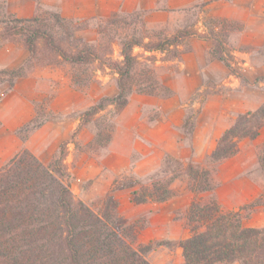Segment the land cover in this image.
Returning <instances> with one entry per match:
<instances>
[{"label": "rangeland", "instance_id": "rangeland-1", "mask_svg": "<svg viewBox=\"0 0 264 264\" xmlns=\"http://www.w3.org/2000/svg\"><path fill=\"white\" fill-rule=\"evenodd\" d=\"M261 2L264 7V0ZM55 11L59 12L44 6H39L38 9V12L43 13ZM260 15L264 17L263 13ZM202 20L207 31L201 33L215 30L221 36L233 55L242 78L230 71L225 79L208 83L196 91L189 103L182 128H179L178 133L166 134L162 140L170 150L155 151L156 147L160 148L157 135L147 133L141 128V124L159 116L160 111L155 106L159 98H167L175 93L158 80V71L162 70L163 65L156 63L157 60L174 58L165 59L166 52L160 51L163 54L156 55L137 46L134 52L139 59L133 71L134 88L126 105H110L83 126H80L81 115L86 109L104 96L117 94V73L113 70L107 68L101 71L95 65L73 66L69 63L46 65L39 59H33L28 63L29 74L19 78L11 89H8V82H4L0 99V153L8 144L14 143L15 139L20 141V146L9 160L0 163V167L8 164L23 149L30 150L49 165L60 156L61 146L64 145V163L68 171L65 180L70 184L76 199L82 200L98 215L107 213L125 239L133 248L143 251L151 264H184L180 243L185 236L192 234L188 209L195 200H215L224 211H239L246 226L254 224V227H264V170L260 165L264 125L256 138L241 140L240 149L235 155L216 163L210 160V154L218 140L237 117L256 110L264 103V44L254 45L261 43L262 38L253 36L243 39L235 36L236 32L244 28V22L207 16ZM218 20H223L225 25L213 22ZM71 21L73 24L86 23L85 28L76 31V36L103 48L115 60L122 59L121 42L126 38L172 34L166 30L147 28L141 12L116 13L95 25V29L93 27L86 34L88 38L83 36L82 30L90 28L89 23ZM48 24L55 27V21L50 18ZM6 44L17 50H24L11 41L5 42L0 48ZM11 54L12 50H8L2 60L5 57L8 59ZM28 57L22 64L26 63ZM229 75L231 76L228 77ZM149 83L155 87L154 92L138 90V85ZM66 89L81 97L77 100L73 98V102L66 107L59 106L60 111L54 110L52 103H56V98ZM71 95L73 94L62 95L58 103L62 104L63 100L74 97ZM209 98L219 102L223 111L220 113L225 117L232 114L233 122L219 136L209 134L202 138L199 135L198 145L194 132L196 120ZM238 99H244L245 103L241 107H235ZM17 106L25 108L23 111L27 113L33 112V117L37 115V120L44 122L27 137L23 136L19 128L33 117L25 121L29 115H22L17 119ZM211 107L214 111L218 106L212 102ZM11 122L20 126L10 129L8 124ZM45 124L47 126L44 127ZM73 124L76 126L72 129ZM152 162L155 165L150 168ZM188 163L199 164L210 170L213 188L193 192L189 177L183 172L170 183L173 197L162 202L147 200L136 203L132 200L134 190L152 186L155 181L166 182L173 177L174 171L185 168ZM232 206L239 207L231 209ZM170 211L175 216V224L164 222L161 217ZM154 220L157 222L154 223Z\"/></svg>", "mask_w": 264, "mask_h": 264}, {"label": "trees", "instance_id": "trees-1", "mask_svg": "<svg viewBox=\"0 0 264 264\" xmlns=\"http://www.w3.org/2000/svg\"><path fill=\"white\" fill-rule=\"evenodd\" d=\"M49 18L55 21V27L48 24ZM213 22L224 24L223 20ZM86 26V23L73 24L57 11L19 18L7 9L4 1L0 2V47L11 41L29 52L25 64L0 68V99L2 84L8 82V89H11L19 78L29 74L28 63L33 59L46 65H95L101 71L109 68L117 73L118 92L100 98L86 109L81 115L80 126H83L110 105H126L134 88L133 71L139 59L135 47H142L146 52H166L165 59L180 58V47L196 34L210 39L211 56L224 62L232 74L242 78L233 55L215 30L201 33L194 28H183L172 34L131 36L122 40V59L115 60L103 48L76 36V31ZM138 87L142 92L155 90L151 83ZM43 123L35 115L19 131L27 137ZM263 125L264 103L237 117L218 140L210 160L216 163L235 155L241 140L256 138ZM64 160V145L60 156L49 165L30 150L23 149L0 167V264H151L143 251L133 248L125 239L107 213L98 215L82 200L76 199L65 180L68 171ZM260 165L264 170V147ZM183 172L188 175L193 192L213 188L210 170L188 163L185 168L174 171L173 177L166 182L155 181L152 186L134 190L132 200L136 203L162 202L173 197L170 183ZM188 219L192 234L180 243L184 264L236 261L264 264V227L246 226L239 211H224L215 200H195L188 209Z\"/></svg>", "mask_w": 264, "mask_h": 264}, {"label": "crops", "instance_id": "crops-1", "mask_svg": "<svg viewBox=\"0 0 264 264\" xmlns=\"http://www.w3.org/2000/svg\"><path fill=\"white\" fill-rule=\"evenodd\" d=\"M6 2L7 9L19 18H31L38 12L39 6L56 9L61 16L77 22L87 21L90 28L83 31V36L87 37V33L98 25L104 19H108L116 13H136L141 12L144 15L146 27L149 29L166 30L173 33L177 29L185 27H193L200 32L207 31V26L203 23L204 17L210 18H227L233 21L244 22L245 26L242 30L236 32L235 36L241 38H262L261 43H255V46L264 44V7L261 0H3ZM88 41L90 39H87ZM250 42V41H249ZM8 50H12L8 59L2 60V56L7 54ZM181 56L172 60H157V64H162V70L158 71V80L166 86L172 88L175 92L172 96L157 98L156 108L160 114L155 119L146 121L141 124V128L147 133L156 134L160 148L152 146L156 150H170L166 147L162 140L165 135L170 133H178L188 114V106L192 101V97L196 91L202 89L208 83L219 82L225 79L230 70L224 62L211 56L212 42L210 39L199 35H192L187 38L181 46ZM156 55L163 54L160 51L153 52ZM237 53V52H235ZM244 54H247L246 52ZM27 50H17L12 45L6 44L0 48V67H18L28 57ZM173 65V66H171ZM165 67V68H164ZM37 72L34 73L36 76ZM33 76V75H32ZM229 75L228 77H230ZM70 92V93H67ZM65 94H73L62 104H59L61 96ZM81 97L66 89L64 93L56 98V103H52L54 110L60 111L58 108L66 107ZM152 99H150L151 102ZM215 102L217 108L212 111L211 103ZM244 99L236 100V106L244 105ZM25 108L16 107L17 119L21 116H28L26 120L33 117V112H25ZM218 101L209 98L206 100L202 111L197 117L194 129L195 142L199 135L203 138L205 135L214 134L221 135L233 122L232 114L225 117L221 111ZM78 122V121H77ZM76 122V124H77ZM72 125V129L76 126ZM10 129L16 128L15 122L8 124ZM6 126V123H4ZM47 124L44 125V127ZM70 129V130H72ZM156 143V141H155ZM20 141L15 139L14 143L8 144L0 153V163L9 160L16 151H18ZM213 150V149H211ZM187 154V153H186ZM154 162L150 164V168L154 167ZM219 192V190H218ZM253 196V195H252ZM251 196V197H252ZM239 206H232L231 209H238ZM171 214V216L169 215ZM169 215V216H168ZM168 216V217H167ZM164 222L175 224V216L173 212H166L161 215ZM157 220H154L156 223ZM254 227L256 225H248ZM189 237V235L184 238ZM228 264H241L236 261Z\"/></svg>", "mask_w": 264, "mask_h": 264}]
</instances>
